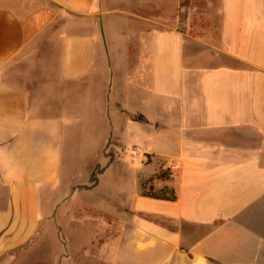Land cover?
Wrapping results in <instances>:
<instances>
[{
    "label": "crops",
    "instance_id": "0c3cea01",
    "mask_svg": "<svg viewBox=\"0 0 264 264\" xmlns=\"http://www.w3.org/2000/svg\"><path fill=\"white\" fill-rule=\"evenodd\" d=\"M32 56L74 97L86 88V112L112 100L121 134L147 136L149 116L154 131L179 132L145 150L152 168L136 178L134 209L87 205L108 215L89 221L104 232H82L97 250L63 253L66 264H264V0H0V264L49 234L71 243L43 210L65 179L67 121L35 111L40 74H10ZM146 183L176 199L144 195ZM97 187L74 186L67 210Z\"/></svg>",
    "mask_w": 264,
    "mask_h": 264
},
{
    "label": "rangeland",
    "instance_id": "374dc122",
    "mask_svg": "<svg viewBox=\"0 0 264 264\" xmlns=\"http://www.w3.org/2000/svg\"><path fill=\"white\" fill-rule=\"evenodd\" d=\"M39 53L37 52L33 56L40 59ZM48 55L49 57L46 58H50L51 63L54 64L53 52ZM33 56L19 63L10 74L16 82L23 77L33 79L34 75L40 74L37 77H41V84H35V80H32L35 111L39 114L47 113L49 116H60L67 121V131L62 139L64 152L62 172L65 179L59 186L47 188L43 195V210L47 208L50 218L56 213L61 216L66 227L63 237L64 239L66 236L70 237L71 243L69 244L70 249L68 247H64V249L54 241L53 235L49 234L48 240L44 242L38 240L33 248L28 249V254L20 255L17 264H66L61 257L63 253L67 255L71 251H81L83 246L86 247L85 251L97 250L96 244L82 245L79 243L78 239L82 232L85 231L89 235L104 232L101 227L98 230L91 228L89 221H102L107 219L108 215L88 207L99 206V204L121 206L124 205L125 200V204L134 209L138 196L136 178L139 174L149 172L152 168V166L144 165L147 161L145 150L150 147L155 149L161 142H177L179 132L172 129V126L165 127L158 132L154 131L156 120L149 116L147 117L149 123L143 124L150 128L143 126L144 129H148L146 130L148 131L147 136L140 135L139 131L131 133L124 131L121 134L122 128L113 123L115 116L112 100L109 101L108 110L104 108V111H101L90 108L89 112H86L78 105L83 102L82 94L86 88L83 90L81 86L78 87V96L74 97V85L71 83L60 85L47 79L43 70L36 67ZM51 74L53 75V73ZM106 100L107 94L105 93V104ZM77 105L78 107L75 108ZM44 107L47 109L43 110ZM121 137L124 138L123 142ZM136 146L140 149L139 155L136 154ZM111 159H114V162L100 176L102 180L99 186L83 196L82 199L78 197L74 202L77 207L67 210L70 206V203L67 204V200L72 195L74 186L75 190L79 189V191L89 188L90 177L96 167L98 165L100 168L106 167ZM163 172L170 175L169 170H163ZM72 181L75 182L74 186L69 185V183L72 184ZM152 181V179L149 180V182ZM147 184L142 185L145 194L157 195L161 193L153 191V188L148 187ZM165 195L170 196L169 191L165 192ZM55 218L57 219L56 215ZM73 263L74 260L71 257L68 264Z\"/></svg>",
    "mask_w": 264,
    "mask_h": 264
},
{
    "label": "trees",
    "instance_id": "16d2710c",
    "mask_svg": "<svg viewBox=\"0 0 264 264\" xmlns=\"http://www.w3.org/2000/svg\"><path fill=\"white\" fill-rule=\"evenodd\" d=\"M114 159H111L110 162L107 164L106 167L104 168H100V166L98 165V167H96L95 171L91 174L90 177V187L94 188L97 187L100 181V176L105 172V170L111 165L113 164ZM169 174H165L162 171H160L157 175L156 178L158 179H168L169 178ZM143 194L149 197H155V198H168L169 200H175L176 196L174 194V192H172V194H170V196H166L165 195V190L161 191V193L157 194V195H153V194H145L143 191Z\"/></svg>",
    "mask_w": 264,
    "mask_h": 264
},
{
    "label": "water",
    "instance_id": "95a60500",
    "mask_svg": "<svg viewBox=\"0 0 264 264\" xmlns=\"http://www.w3.org/2000/svg\"><path fill=\"white\" fill-rule=\"evenodd\" d=\"M139 118H140V119H143L144 117H143V116H140Z\"/></svg>",
    "mask_w": 264,
    "mask_h": 264
}]
</instances>
